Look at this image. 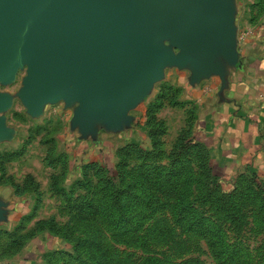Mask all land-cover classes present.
<instances>
[{
	"label": "rangeland",
	"instance_id": "374dc122",
	"mask_svg": "<svg viewBox=\"0 0 264 264\" xmlns=\"http://www.w3.org/2000/svg\"><path fill=\"white\" fill-rule=\"evenodd\" d=\"M26 69V64H22L8 82L0 81V94L8 98V104L0 109V119L9 130L7 136L0 137V252L5 251L9 237L14 243L12 249L6 251L8 254L20 252L26 243L35 240L29 246L35 256L33 252L25 255L35 259L33 264H83V234L74 216L78 198H87L95 189L102 188L106 170L114 174L122 163L120 158L124 159L125 171L141 161L165 166L169 159L167 153L180 131L189 127L192 133L194 103L179 98L181 87L176 82L180 83L184 69L166 66L147 97L128 111L134 118L125 128L105 131L96 126V132L81 136L71 126L76 102L58 99L42 103L34 114L28 111L19 95ZM161 86H170V89L163 90L162 99L157 101L161 104L153 109L152 115V121L161 124V132L157 135L161 149L159 157L154 161L142 160L137 151L119 156L117 150L128 143H134L142 150L150 149L152 140L147 135L149 126L145 112L149 103H156L154 99ZM169 99L176 104H169ZM185 159L191 174L198 175L200 170L195 154L190 153ZM88 163L94 166L84 170ZM209 166L224 191L230 190L240 176L239 181H244L256 192L264 181L247 168L223 180L217 177L210 163ZM83 171V181L68 190L74 181L81 179ZM152 220L171 228V234L153 237L146 231ZM242 220V225L235 230L224 227L225 240L244 249L250 264H264V235L249 203L243 206ZM92 223L99 229L103 243L131 262L163 252L170 264L189 259H195L199 264H219L205 239L199 234L178 230L165 208L145 221L136 233L114 240L113 234L99 220H92ZM143 235L144 240H141ZM142 243L145 246H141Z\"/></svg>",
	"mask_w": 264,
	"mask_h": 264
},
{
	"label": "water",
	"instance_id": "95a60500",
	"mask_svg": "<svg viewBox=\"0 0 264 264\" xmlns=\"http://www.w3.org/2000/svg\"><path fill=\"white\" fill-rule=\"evenodd\" d=\"M232 14L231 0H0V81L26 64L19 95L30 113L64 99L77 103L81 136L118 130L166 66L223 79L236 60Z\"/></svg>",
	"mask_w": 264,
	"mask_h": 264
},
{
	"label": "trees",
	"instance_id": "16d2710c",
	"mask_svg": "<svg viewBox=\"0 0 264 264\" xmlns=\"http://www.w3.org/2000/svg\"><path fill=\"white\" fill-rule=\"evenodd\" d=\"M252 7L257 12L264 10V0H256ZM164 89H170V86L159 88L154 99L156 103H149L145 112L146 125L149 126L147 135L152 140L150 149L142 150L134 143H128L117 150L119 156L121 154L124 157L131 151H137L141 153L142 160L154 161L159 157L161 149L157 144V135L161 132V124L159 121L153 122L152 115L153 109L161 104L157 101L162 99ZM173 90L177 92L176 88ZM168 103L175 105L176 101L169 99ZM190 153L195 154L200 170L195 176L191 174L188 163L186 164L185 156ZM167 157L169 159L165 166L141 161L126 171L123 170L124 159L120 158L122 163L114 174H109L106 170L102 188L95 189L87 198H78L74 216L79 223L76 225H80L83 234V264H170L163 252L146 255L138 262L120 257L108 244L103 243L99 229L92 223V220H99L113 234L112 239L124 237L139 231L145 221L164 208L178 230L196 233L205 239L219 264H250L244 249L226 242L224 227L232 230L239 228L243 222V206L249 203L264 235V181L258 187L259 192H256L246 186L244 181H239L242 178L240 176L230 190L224 191L211 172L208 149L194 139L189 127L177 135ZM92 166L93 163H88L84 165V170ZM84 176L85 171L82 172L81 179L74 181L68 190L73 185L80 184ZM146 231L152 233L153 237H160L171 234L172 229L159 224L158 220H152ZM140 239L144 240V235ZM13 243V239L9 237L6 241L8 246L5 251L0 252V256L12 255L6 251L12 249ZM140 245L145 246V243ZM180 264L199 263L195 259H189Z\"/></svg>",
	"mask_w": 264,
	"mask_h": 264
},
{
	"label": "crops",
	"instance_id": "0c3cea01",
	"mask_svg": "<svg viewBox=\"0 0 264 264\" xmlns=\"http://www.w3.org/2000/svg\"><path fill=\"white\" fill-rule=\"evenodd\" d=\"M231 2L236 60L224 63L222 80L209 74L191 81L189 69L183 67L176 84L181 87L179 98L194 103L192 135L208 149L217 177L230 179L247 168L264 178V10L255 11L256 0ZM246 29L249 33L237 41ZM32 242L20 252L0 256V264H33L35 259L25 256H35L29 250Z\"/></svg>",
	"mask_w": 264,
	"mask_h": 264
},
{
	"label": "built area",
	"instance_id": "2783aa9c",
	"mask_svg": "<svg viewBox=\"0 0 264 264\" xmlns=\"http://www.w3.org/2000/svg\"><path fill=\"white\" fill-rule=\"evenodd\" d=\"M249 33V31L246 29V30H243L241 31L238 36H237V41H242L244 39V37ZM263 99H264V94L262 95Z\"/></svg>",
	"mask_w": 264,
	"mask_h": 264
}]
</instances>
